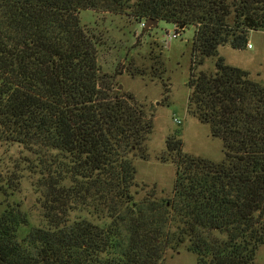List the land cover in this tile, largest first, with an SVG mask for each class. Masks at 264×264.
Returning <instances> with one entry per match:
<instances>
[{"label":"trees","instance_id":"obj_1","mask_svg":"<svg viewBox=\"0 0 264 264\" xmlns=\"http://www.w3.org/2000/svg\"><path fill=\"white\" fill-rule=\"evenodd\" d=\"M81 9L195 26L187 109L221 139L223 157L168 138L167 200L154 188L134 198L133 157L147 158L152 118L99 74ZM251 30L264 31V0H0V142L33 155L46 221L19 238L25 214L4 209L0 264H159L182 243L197 264H254L264 243V82L218 54L245 48ZM206 57L214 71L194 72Z\"/></svg>","mask_w":264,"mask_h":264},{"label":"rangeland","instance_id":"obj_2","mask_svg":"<svg viewBox=\"0 0 264 264\" xmlns=\"http://www.w3.org/2000/svg\"><path fill=\"white\" fill-rule=\"evenodd\" d=\"M78 17L96 42L99 74H105L116 90L133 95L152 118V132L145 141L147 158L138 154L133 157L134 198L140 200L154 188L157 198L167 200L172 196L175 177L174 163L166 160L168 138L180 141L182 150L189 154L213 161L223 157L221 139L212 136L209 125L187 109L195 26H175L158 20L155 26L144 28V20L93 9H81ZM248 43L251 47L243 49L221 45L218 54L225 63L245 69L252 78L264 82V31L251 30ZM215 60L216 57L204 58L194 72H213ZM29 156L33 158L16 143L0 142V213L19 206L27 219L19 227V238L33 227L46 226L38 174L27 166ZM75 214L71 213V217ZM253 262L264 264V243L256 250ZM159 264H197L196 254L182 243L167 248Z\"/></svg>","mask_w":264,"mask_h":264},{"label":"water","instance_id":"obj_3","mask_svg":"<svg viewBox=\"0 0 264 264\" xmlns=\"http://www.w3.org/2000/svg\"><path fill=\"white\" fill-rule=\"evenodd\" d=\"M151 22H152V24H151ZM157 22H158V19H156V18H148L144 21L143 26H144V28L149 27V26H155L157 24Z\"/></svg>","mask_w":264,"mask_h":264},{"label":"built area","instance_id":"obj_4","mask_svg":"<svg viewBox=\"0 0 264 264\" xmlns=\"http://www.w3.org/2000/svg\"><path fill=\"white\" fill-rule=\"evenodd\" d=\"M143 24V23H142ZM174 37L176 36V35H173ZM248 45V47H251V44L250 43H248L247 44ZM178 121V120H177ZM179 122V121H178Z\"/></svg>","mask_w":264,"mask_h":264}]
</instances>
